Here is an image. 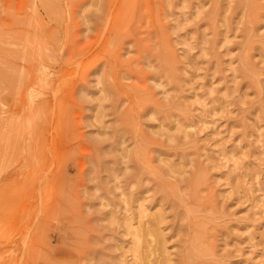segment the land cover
Here are the masks:
<instances>
[{"label":"rangeland","instance_id":"rangeland-1","mask_svg":"<svg viewBox=\"0 0 264 264\" xmlns=\"http://www.w3.org/2000/svg\"><path fill=\"white\" fill-rule=\"evenodd\" d=\"M0 264H264V0H0Z\"/></svg>","mask_w":264,"mask_h":264},{"label":"bare ground","instance_id":"bare-ground-1","mask_svg":"<svg viewBox=\"0 0 264 264\" xmlns=\"http://www.w3.org/2000/svg\"><path fill=\"white\" fill-rule=\"evenodd\" d=\"M158 230H159V228H157ZM148 234H151V236H152V234H159L158 233V231H156L155 229H153V230H145V229H143V232H141V233H138V234H136V241H137V244H136V250H137V248L139 247V244H142L143 242H146V236L148 235ZM149 237H150V235H149ZM154 237V236H153ZM152 238V237H151ZM149 239V238H148ZM154 242V241H153ZM159 243V242H158ZM161 244V243H160ZM147 246V245H146ZM147 250L148 251H151V248L148 246L147 247ZM152 252V251H151ZM144 253V255H142L141 256V259H142V261H143V263H146V259H147V257H148V252L146 253V252H143Z\"/></svg>","mask_w":264,"mask_h":264}]
</instances>
